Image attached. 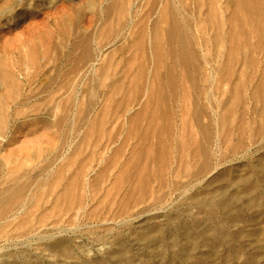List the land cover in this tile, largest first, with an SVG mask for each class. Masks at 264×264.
Returning a JSON list of instances; mask_svg holds the SVG:
<instances>
[{"label":"rangeland","instance_id":"obj_1","mask_svg":"<svg viewBox=\"0 0 264 264\" xmlns=\"http://www.w3.org/2000/svg\"><path fill=\"white\" fill-rule=\"evenodd\" d=\"M0 264H264V0H0Z\"/></svg>","mask_w":264,"mask_h":264}]
</instances>
